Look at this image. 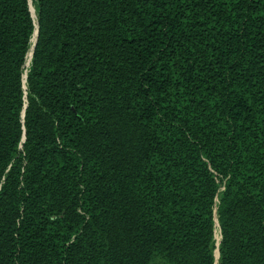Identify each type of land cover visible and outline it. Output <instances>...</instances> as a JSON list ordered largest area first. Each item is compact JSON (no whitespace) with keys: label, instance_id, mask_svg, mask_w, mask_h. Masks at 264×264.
<instances>
[{"label":"trees","instance_id":"16d2710c","mask_svg":"<svg viewBox=\"0 0 264 264\" xmlns=\"http://www.w3.org/2000/svg\"><path fill=\"white\" fill-rule=\"evenodd\" d=\"M0 264H264V0H0Z\"/></svg>","mask_w":264,"mask_h":264},{"label":"rangeland","instance_id":"374dc122","mask_svg":"<svg viewBox=\"0 0 264 264\" xmlns=\"http://www.w3.org/2000/svg\"><path fill=\"white\" fill-rule=\"evenodd\" d=\"M33 11H34V13H35V20L37 19V15H36V11H35V9H34V7H33ZM218 257V256H217Z\"/></svg>","mask_w":264,"mask_h":264}]
</instances>
